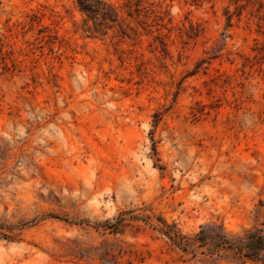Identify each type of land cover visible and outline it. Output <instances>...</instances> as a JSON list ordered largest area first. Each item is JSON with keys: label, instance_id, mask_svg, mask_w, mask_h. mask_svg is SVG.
Returning <instances> with one entry per match:
<instances>
[{"label": "rangeland", "instance_id": "374dc122", "mask_svg": "<svg viewBox=\"0 0 264 264\" xmlns=\"http://www.w3.org/2000/svg\"><path fill=\"white\" fill-rule=\"evenodd\" d=\"M264 0H0V264H264Z\"/></svg>", "mask_w": 264, "mask_h": 264}, {"label": "trees", "instance_id": "16d2710c", "mask_svg": "<svg viewBox=\"0 0 264 264\" xmlns=\"http://www.w3.org/2000/svg\"><path fill=\"white\" fill-rule=\"evenodd\" d=\"M193 239L209 253L227 248L240 258L264 262V232L258 228L234 238L229 236L222 226L210 224L202 227Z\"/></svg>", "mask_w": 264, "mask_h": 264}]
</instances>
